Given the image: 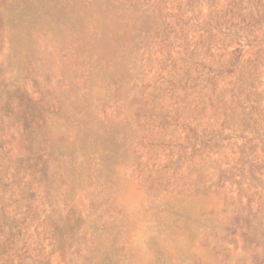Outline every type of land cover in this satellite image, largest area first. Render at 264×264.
Masks as SVG:
<instances>
[{"label": "rangeland", "instance_id": "rangeland-1", "mask_svg": "<svg viewBox=\"0 0 264 264\" xmlns=\"http://www.w3.org/2000/svg\"><path fill=\"white\" fill-rule=\"evenodd\" d=\"M0 264H264V0H0Z\"/></svg>", "mask_w": 264, "mask_h": 264}]
</instances>
